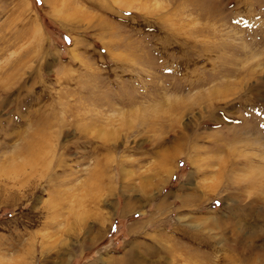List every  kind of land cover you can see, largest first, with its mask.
Returning a JSON list of instances; mask_svg holds the SVG:
<instances>
[{
    "label": "rangeland",
    "instance_id": "obj_1",
    "mask_svg": "<svg viewBox=\"0 0 264 264\" xmlns=\"http://www.w3.org/2000/svg\"><path fill=\"white\" fill-rule=\"evenodd\" d=\"M261 158L264 0H0V264H264Z\"/></svg>",
    "mask_w": 264,
    "mask_h": 264
},
{
    "label": "bare ground",
    "instance_id": "obj_2",
    "mask_svg": "<svg viewBox=\"0 0 264 264\" xmlns=\"http://www.w3.org/2000/svg\"><path fill=\"white\" fill-rule=\"evenodd\" d=\"M42 130H44L43 128H42ZM45 131V130H44ZM43 131V132H44ZM43 132H39L38 133V135H37V137L39 136V137H41L40 139H42V140H45V137L47 136L46 134L47 133H43ZM26 146V145H25ZM43 146H44V143L42 142V143H40L39 144V142L38 143H35L34 141H32L31 143H28V145L26 146V148H25V157H24V159H22V161H20V163H18V164H15L14 166H12V168H10L11 170L13 169V171H20V170H22V169H24V168H26V167H31V168H34L35 166L37 167V164L39 163V161H40V153H41V150H42V148H43ZM44 150V149H43ZM262 157V156H261ZM16 158V157H15ZM261 160L263 161L264 160V158H261ZM250 164V163H249ZM39 166V165H38ZM47 166V165H46ZM249 166V165H248ZM260 167V166H259ZM264 165H262V168H260V172H259V176H261L263 173H264ZM252 172V171H251ZM254 173H257V172H254ZM228 175V174H227ZM255 176V175H254ZM246 180V179H245ZM189 201V199L188 198H183V204L184 205H187V202ZM128 206V205H127ZM188 206V205H187ZM127 208H131V207H127ZM127 211V210H126ZM215 221V225H217L218 227H219V229L221 230V232H223L222 234H223V237H225L226 238V240H224L223 242H224V244L227 246V248H229V250H231L232 251V255H233V258L232 257H230L229 256V258L227 259V261L228 262H230V263H228V262H226V261H223V259H221L220 260V258H218V260L216 261V262H213V263H211V262H203V259L205 258V257H202V256H200V257H196L197 258V261H200V263H203V264H206V263H208V264H236V261H239V260H236L238 257H237V254L238 255H240L241 254V256H242V258L244 259V260H241V262L243 263V264H254L255 263V261L254 260H250V257L252 256V254L254 253L253 252V250H254V247H252L251 245H248V244H250V240H247L246 241V244H244V243H241L240 242V239H238L239 237L238 236H236V230H234V228L232 227V224H230V225H228L229 227H226L227 225H225L224 226V224L223 223H219L220 222V219H215L214 220ZM211 222V221H210ZM209 222V223H210ZM207 223L208 222H203L200 226H198V227H196V228H199V227H202L203 225H207ZM210 224H212V223H210ZM180 228H181V226H180ZM229 228V232L231 231L232 232V235H229V238L228 237H226V235L228 234L227 233V231H226V229H228ZM179 232H182L183 234H185V231H183V230H180ZM191 232L192 231H190V233L188 232V230L186 231V233L187 234H189V235H191ZM182 233H180L181 235H183ZM201 234H203L202 232H199V230H197L196 231V233L194 234H192L191 236H194V237H196V239H198V241L201 243V244H207L206 243V241L204 240V238H199V236L198 235H201ZM224 234H226L225 236H224ZM196 235V236H195ZM180 237V236H179ZM202 237V236H201ZM222 237V238H223ZM250 237H252V235L250 236ZM242 239H244L243 237H242ZM245 242V241H244ZM175 243V242H174ZM242 244L243 245H245L244 247H242ZM183 246V247H182ZM225 246V247H226ZM183 249L184 251H185V257L187 258V257H194L195 256V252H193L189 247H186V246H184V245H178V244H174V246H172V250L174 251H176L177 249ZM151 250V252H150V255H155V254H157L158 252H157V250H155V248H150ZM159 249V248H158ZM165 248H163V250H164ZM149 251V250H148ZM163 252V251H162ZM167 252V251H166ZM169 253V252H168ZM149 254V253H148ZM194 254V256H192V255ZM129 255V254H128ZM248 255V256H247ZM225 256V255H224ZM136 257V256H135ZM177 259V258H176ZM225 260V259H224ZM177 261V260H176ZM194 261H196V260H194ZM114 264H151V262L149 261H147L145 258H141V257H136V258H134L133 256H132V254L130 255V257H128L127 255L123 258H119V259H115L114 261ZM191 262V261H190ZM158 264V263H157Z\"/></svg>",
    "mask_w": 264,
    "mask_h": 264
}]
</instances>
